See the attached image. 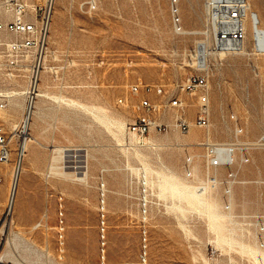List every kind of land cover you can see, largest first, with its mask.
Returning <instances> with one entry per match:
<instances>
[{
	"label": "rangeland",
	"instance_id": "obj_1",
	"mask_svg": "<svg viewBox=\"0 0 264 264\" xmlns=\"http://www.w3.org/2000/svg\"><path fill=\"white\" fill-rule=\"evenodd\" d=\"M88 1L56 0L47 64L58 77L50 72L40 83L50 98L35 128L39 139L31 128L22 134L26 95L0 112L10 152L0 164V264H142L144 251L147 264H264V54L253 50L250 22L247 54L210 59L211 124L203 129L194 125L197 99L178 86L193 72L187 55L212 37L177 34L171 0H99L92 11L82 7ZM197 3L186 2L183 24L205 32V0L198 10ZM253 8L264 26V0ZM136 84L162 86L165 94L133 96ZM4 86L26 92L23 82ZM171 95L185 103L183 113L165 108ZM143 97L161 106L153 114L158 123L171 125L182 114L189 133L152 129L138 144L127 128ZM68 99L102 113L97 118L62 102ZM193 132L200 138L188 142ZM27 137L40 144L32 141L25 152L12 211L11 185ZM207 142L234 148L233 165L210 167ZM55 147L66 150L64 165L76 175L47 179ZM196 166L199 172L188 175Z\"/></svg>",
	"mask_w": 264,
	"mask_h": 264
},
{
	"label": "built area",
	"instance_id": "obj_2",
	"mask_svg": "<svg viewBox=\"0 0 264 264\" xmlns=\"http://www.w3.org/2000/svg\"><path fill=\"white\" fill-rule=\"evenodd\" d=\"M98 1L86 2L85 7L90 11L97 9ZM227 1L205 0L207 35L211 43L202 41L187 55L189 66L193 69L178 88L191 98L197 99V117L194 125L208 129L211 124L210 103V59L212 56L239 54L247 39L246 21L248 18L247 4L251 0H239L240 8H227ZM56 0H0V112L4 111L10 102V92H3L6 88H13L23 82L26 87V98L34 102L50 54L49 38L52 16ZM257 18V16L255 15ZM255 29L261 26L258 21ZM259 30V29H258ZM257 54H264V49L258 47ZM54 75L58 77V68L52 67ZM155 92L165 94L162 86L136 84L130 87L129 93L138 96L141 93ZM124 99L119 103L124 104ZM165 108L177 109L184 112L186 105L178 96L167 98ZM161 106L152 102L149 97H143L136 109L140 112L137 119L127 128V133L138 144H144L146 137L156 129L159 132L178 130L189 133L191 124L181 114L171 125L158 123L153 114L160 111ZM27 112H25V115ZM210 167L230 166L234 163V148H225V158L218 156L219 147L207 142L205 144ZM75 152L76 169H81V157ZM10 161L8 140L0 129V164ZM142 264H147V252L141 256Z\"/></svg>",
	"mask_w": 264,
	"mask_h": 264
},
{
	"label": "bare ground",
	"instance_id": "obj_3",
	"mask_svg": "<svg viewBox=\"0 0 264 264\" xmlns=\"http://www.w3.org/2000/svg\"><path fill=\"white\" fill-rule=\"evenodd\" d=\"M92 1L95 2V0H91V2ZM253 1L254 0H251L250 4H247L248 18H247V21H246V30H248V22H250V24H251V36H252V40H253V50H255L256 47H258L259 49H264V26L262 25V20H261V17L259 15L258 11H256L253 8ZM85 4L86 3H83L82 6L85 5ZM179 4H180V0H171L174 29H175V32L177 34H179V35H189L190 32H192V31L186 29L183 26V24H182L181 8H180ZM71 7H72V5H71ZM71 7H70L69 11H71ZM227 8H240V1L239 0L227 1ZM255 15L257 16V18L255 17ZM258 21L261 23V26L258 27L259 30L258 29L256 30L255 29V27H256L255 25L257 24ZM71 23H72V25H74V19L73 18H71ZM204 33H207V31H205V32H194V33H191V34L192 35L193 34L194 35H199V34H204ZM50 52L54 55V52H52L51 50H50ZM240 54H247V43H246V41H245V43L243 45V48H242V51H241ZM46 68L49 69L54 74L53 68L51 66L46 64ZM22 95H26V92H24V91H16V92H12V93L9 94V96L11 98L15 97V96H22ZM48 97H49L48 92L43 91V90H39L34 102H29L28 101V103H27L28 105H26L27 114L24 115V117H23V119L21 121L22 134L23 135H26L28 130L31 128L32 119H33L34 116H36L38 114V111H39V103L43 99H46ZM62 102L67 103V105H70V106L75 107V108H81V109L87 110V107L85 105H82L81 103H79L76 100L68 99V100H62ZM88 109L90 110V112H91V110H93L91 108H88ZM93 111H95V110H93ZM97 112H98V115H99V113H102V111H97ZM97 112H94V113H97ZM103 116H106V118L108 117L105 114ZM100 117H101V115H100ZM111 119L112 118H110V122L112 121ZM107 121H108V118H107ZM114 123H116L119 126H121L122 128H124V124L123 123L116 122V121ZM209 134L211 135V133L207 132V140L210 139ZM32 141H36V142H38L40 144V142L38 141L37 138L33 139V138H30V137H27L23 141V143L21 144L20 155H19V159L17 161V164L15 166L14 179L12 181L11 192H10V197H9V208L12 211L15 209V206H16L17 189H18V183H19L20 174H21V171H22V165H23V162H24V155H25V152H26L27 149H29V148L31 149V147H32L31 142ZM151 146L153 148L157 149V148L161 147L162 145L150 142V147ZM218 149H219L218 156L220 158H222V159L225 158V156H226L225 148L219 147ZM53 153H54V156L51 158V162H50V165H49L48 173L46 175L47 179L50 178V177H66V176L68 177L70 175L72 176L73 172L72 173H68L67 172V167L64 165V159L66 158V150H64V149H62L60 147L59 148L55 147L53 149ZM81 169H82V167H81ZM167 170H169V172L171 173L172 176H175L174 172L170 168H167ZM188 172L189 171H187V173ZM193 172L196 173V174L199 172L198 166L194 167L192 169V171L188 173V175L193 174ZM73 174H75V173H73ZM75 175H73V176H75ZM84 176H86V174ZM80 177L79 178L77 177L78 181H84L85 180L84 179L85 177H82V178H80ZM203 190H205V189H203ZM199 193L200 192L199 191L197 192V190H196V193H194V195H196L195 197H199L202 201H204L202 196H201V194H199ZM204 193H205V191H204ZM104 197H105V194H104ZM103 201H105V200L103 199ZM230 208H231V206H230ZM210 217L214 218V219H217L220 216H219L218 213H212L210 215ZM262 257L264 259V254H262Z\"/></svg>",
	"mask_w": 264,
	"mask_h": 264
},
{
	"label": "crops",
	"instance_id": "obj_4",
	"mask_svg": "<svg viewBox=\"0 0 264 264\" xmlns=\"http://www.w3.org/2000/svg\"><path fill=\"white\" fill-rule=\"evenodd\" d=\"M188 0H180V8H181V15L182 16H184V13L186 12V2H187ZM203 2H204V0H198V3H197V10L199 9V5L201 6L202 4H203ZM197 16V18H198V20L200 21L201 20V16L200 15H196ZM196 23V22H195ZM182 24H183V18H182ZM74 26V25H73ZM183 26H184V24H183ZM185 27V26H184ZM186 28V27H185ZM186 29H188V30H190V31H192V32H190V36H196V35H192L191 33H194V32H199V31H196V30H194V28H186ZM58 40H59V37H57L55 34L51 37V43H52V45L53 44H55L56 42H58ZM50 50L52 51V52H54L51 48H50ZM51 71L49 70V69H47L46 68V70L44 71V73H43V76L42 77H44V79H46L47 77H48V73H50ZM52 73V72H51ZM39 90H43V91H46V92H48L49 94H50V92L48 91V88H47V85H46V83L45 82H43L41 85H40V87H39ZM46 100H48V99H43L40 103H39V111H38V114L36 115V116H34L33 117V119H32V126H31V130H34V137H37L38 139H39V134L38 133H36L35 132V128L37 127V124H38V121H39V119H40V116H41V113H42V110H43V104L46 102ZM79 102V101H78ZM79 103H81V102H79ZM82 105H85V104H83V103H81ZM86 107H87V110H84V109H82V110H84V111H86V112H89V113H91V114H93L94 116H96L97 118H98V112L97 111H93V110H91V112H90V110L88 109V108H91L92 109V107H90V106H87V105H85ZM77 109H81V108H77ZM94 112H97V113H94ZM206 136H207V134H206ZM209 136H210V134H209ZM200 138V134L199 133H196V132H193L192 134H190V136L188 137V142H193V141H197L198 139Z\"/></svg>",
	"mask_w": 264,
	"mask_h": 264
}]
</instances>
